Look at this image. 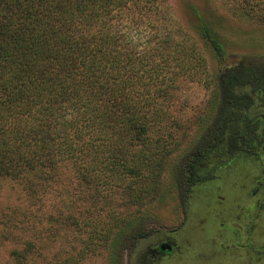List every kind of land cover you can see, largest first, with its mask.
Segmentation results:
<instances>
[{
    "label": "trees",
    "instance_id": "trees-1",
    "mask_svg": "<svg viewBox=\"0 0 264 264\" xmlns=\"http://www.w3.org/2000/svg\"><path fill=\"white\" fill-rule=\"evenodd\" d=\"M239 4L264 23V0ZM193 13L201 39L225 60L211 21ZM209 76L199 46L162 0H0V180L72 163L95 194L121 188L144 207L161 192L178 143L176 92L187 81L211 87ZM213 93V118L181 163L186 207L194 187L234 153L264 157V64L223 69ZM114 221L94 233L122 262L116 237L136 221Z\"/></svg>",
    "mask_w": 264,
    "mask_h": 264
},
{
    "label": "rangeland",
    "instance_id": "rangeland-1",
    "mask_svg": "<svg viewBox=\"0 0 264 264\" xmlns=\"http://www.w3.org/2000/svg\"><path fill=\"white\" fill-rule=\"evenodd\" d=\"M239 2L162 0L206 58L211 87L187 81L176 92L171 113L178 143L169 148L161 192L144 207L121 188L97 195L94 182L83 181L72 163L25 180L2 179L0 264H264L263 156L234 153L214 178L194 187L187 207L177 187L183 158L216 111L220 72L242 61L264 64V23L244 16ZM194 8L211 21L225 60L201 39ZM119 218L136 221L116 237L122 262L94 233L104 234Z\"/></svg>",
    "mask_w": 264,
    "mask_h": 264
}]
</instances>
